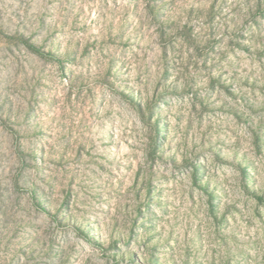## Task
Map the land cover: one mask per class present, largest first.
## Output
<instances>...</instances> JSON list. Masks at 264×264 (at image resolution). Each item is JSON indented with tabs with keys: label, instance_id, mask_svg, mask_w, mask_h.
Masks as SVG:
<instances>
[{
	"label": "rangeland",
	"instance_id": "rangeland-1",
	"mask_svg": "<svg viewBox=\"0 0 264 264\" xmlns=\"http://www.w3.org/2000/svg\"><path fill=\"white\" fill-rule=\"evenodd\" d=\"M0 264H264V0H0Z\"/></svg>",
	"mask_w": 264,
	"mask_h": 264
}]
</instances>
